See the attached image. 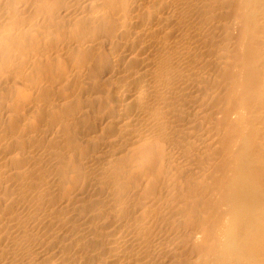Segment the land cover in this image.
<instances>
[{
    "label": "bare ground",
    "instance_id": "bare-ground-1",
    "mask_svg": "<svg viewBox=\"0 0 264 264\" xmlns=\"http://www.w3.org/2000/svg\"><path fill=\"white\" fill-rule=\"evenodd\" d=\"M0 264H264V0H0Z\"/></svg>",
    "mask_w": 264,
    "mask_h": 264
}]
</instances>
